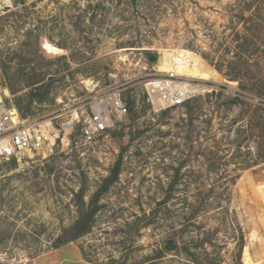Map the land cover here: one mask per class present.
<instances>
[{
  "label": "rangeland",
  "instance_id": "374dc122",
  "mask_svg": "<svg viewBox=\"0 0 264 264\" xmlns=\"http://www.w3.org/2000/svg\"><path fill=\"white\" fill-rule=\"evenodd\" d=\"M164 50L210 78L156 113L143 84ZM103 89L127 116L61 141ZM0 90L61 130L0 161V264H264V0H0Z\"/></svg>",
  "mask_w": 264,
  "mask_h": 264
},
{
  "label": "built area",
  "instance_id": "2783aa9c",
  "mask_svg": "<svg viewBox=\"0 0 264 264\" xmlns=\"http://www.w3.org/2000/svg\"><path fill=\"white\" fill-rule=\"evenodd\" d=\"M198 82L172 72L156 73L145 80L143 92L152 110L162 113L183 107L200 95L203 89ZM84 106L64 124L68 132L61 140V130L51 118H23L19 112L4 104L0 90V161L45 156L54 150L59 140L66 139L75 146H89L106 137L128 114L126 103L116 89L94 92ZM73 134L75 138L70 141Z\"/></svg>",
  "mask_w": 264,
  "mask_h": 264
},
{
  "label": "bare ground",
  "instance_id": "6f19581e",
  "mask_svg": "<svg viewBox=\"0 0 264 264\" xmlns=\"http://www.w3.org/2000/svg\"><path fill=\"white\" fill-rule=\"evenodd\" d=\"M157 69L160 73L172 72L176 76L198 81L205 82L210 78V73L203 67L198 58L190 53L178 50L162 51Z\"/></svg>",
  "mask_w": 264,
  "mask_h": 264
},
{
  "label": "water",
  "instance_id": "95a60500",
  "mask_svg": "<svg viewBox=\"0 0 264 264\" xmlns=\"http://www.w3.org/2000/svg\"><path fill=\"white\" fill-rule=\"evenodd\" d=\"M155 59H156V58H151V61H152V60H155Z\"/></svg>",
  "mask_w": 264,
  "mask_h": 264
},
{
  "label": "trees",
  "instance_id": "16d2710c",
  "mask_svg": "<svg viewBox=\"0 0 264 264\" xmlns=\"http://www.w3.org/2000/svg\"><path fill=\"white\" fill-rule=\"evenodd\" d=\"M23 118H25V116L24 115H21Z\"/></svg>",
  "mask_w": 264,
  "mask_h": 264
}]
</instances>
